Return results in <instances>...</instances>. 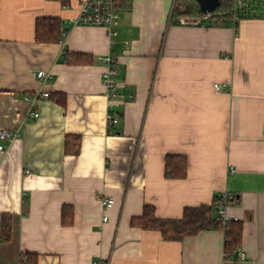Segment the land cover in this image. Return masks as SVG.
Masks as SVG:
<instances>
[{
    "label": "crops",
    "instance_id": "0c3cea01",
    "mask_svg": "<svg viewBox=\"0 0 264 264\" xmlns=\"http://www.w3.org/2000/svg\"><path fill=\"white\" fill-rule=\"evenodd\" d=\"M80 1L0 0V127L20 131L0 139V264H21L23 252L36 264H236L222 228L165 239L131 223L146 204L180 217L225 190L238 197L225 208L242 222L240 264H264V11L247 0L216 23H170L174 0H132L113 33L70 25ZM41 16L59 17L65 38L37 41ZM66 51L88 61L69 63ZM108 53L118 70L112 131ZM38 89L52 96L24 118L25 94ZM68 134L79 153L65 151ZM170 153L186 156L183 177L166 174ZM103 196L115 199L108 210Z\"/></svg>",
    "mask_w": 264,
    "mask_h": 264
},
{
    "label": "trees",
    "instance_id": "16d2710c",
    "mask_svg": "<svg viewBox=\"0 0 264 264\" xmlns=\"http://www.w3.org/2000/svg\"><path fill=\"white\" fill-rule=\"evenodd\" d=\"M132 0H120V7H127ZM234 0H221L219 6L215 9L214 17H220L216 13L224 12L225 17L233 15ZM185 6V9L181 7ZM204 12L201 10L197 0H174V9L171 14L170 23H184L193 24L199 23L203 19ZM223 14V13H222ZM190 19V21L188 20ZM220 19V18H219ZM194 20V21H191ZM216 22H219L217 20ZM118 26V25H117ZM62 22L57 16H41L36 19L35 38L42 42H56L63 38L68 33L69 27L63 30ZM66 61L83 62L88 61L84 59L88 53L73 52L65 53ZM51 97L52 94L50 93ZM64 96H61V101L64 102ZM81 147V139L77 134H68L65 142V151L67 153H79ZM165 171L169 176L183 177L187 171V158L183 154L170 153L166 156ZM220 196L217 195L214 204L202 203L196 206L184 207L183 213L180 217H162L158 216L155 207L151 204H146L141 215L134 216L131 220L132 224L139 225L143 228L158 229L165 239H182L187 235L196 234L203 229L222 228L225 233L224 249L228 257H233L235 252L239 249L242 240V222L236 218H229L227 222H223L220 218L217 209V202ZM236 196L233 202H236ZM64 212V210H63ZM72 221V215L71 219ZM63 222L66 223L63 213ZM7 221L3 222V230L1 232V241L7 240L10 237V229ZM36 252H23L21 257V264H36Z\"/></svg>",
    "mask_w": 264,
    "mask_h": 264
},
{
    "label": "built area",
    "instance_id": "2783aa9c",
    "mask_svg": "<svg viewBox=\"0 0 264 264\" xmlns=\"http://www.w3.org/2000/svg\"><path fill=\"white\" fill-rule=\"evenodd\" d=\"M247 0H234L232 7L233 13L237 11L238 8L244 7ZM120 0H81L78 5L77 15L72 18L69 22L70 25L85 23V24H95L103 25L110 28L113 33H117V25L120 23L121 13H120ZM215 14L214 12H205L203 18H211ZM102 60L105 62V67L102 72V81L107 86L108 101V112H107V126L112 131V127L119 121V114L116 112L115 107L117 102H115V97L117 95V65L115 57L110 53L101 56ZM39 78L45 79L48 77V73L44 69H40L37 72ZM214 86L218 89L227 86L225 82H216ZM49 90L38 89L30 93L25 94V99L29 101L30 105L26 109L25 116H39L40 112L35 108L36 100L40 97L49 96ZM20 134L18 128H2L0 127V139L14 141ZM0 150L7 151L5 144L0 143ZM236 194L233 191L225 190L217 202V209L220 218L225 223L230 217L226 214V205L233 202ZM115 199L111 196H103L102 204L103 209L108 210L114 204ZM108 214L103 215V220L108 219ZM237 262L240 264L241 260L245 257V253L240 249L237 250ZM96 264H99L98 261Z\"/></svg>",
    "mask_w": 264,
    "mask_h": 264
},
{
    "label": "water",
    "instance_id": "95a60500",
    "mask_svg": "<svg viewBox=\"0 0 264 264\" xmlns=\"http://www.w3.org/2000/svg\"><path fill=\"white\" fill-rule=\"evenodd\" d=\"M201 10L205 12H214L215 9L221 3V0H197ZM237 251L235 252V256H237Z\"/></svg>",
    "mask_w": 264,
    "mask_h": 264
},
{
    "label": "rangeland",
    "instance_id": "374dc122",
    "mask_svg": "<svg viewBox=\"0 0 264 264\" xmlns=\"http://www.w3.org/2000/svg\"><path fill=\"white\" fill-rule=\"evenodd\" d=\"M253 9L255 11H257L258 13H261L262 11H264V0H249ZM182 9H185V6L181 7ZM224 14V12H221V14ZM216 17H212L211 19H209L208 21L212 22V23H216ZM190 21V19H188ZM194 21V20H191Z\"/></svg>",
    "mask_w": 264,
    "mask_h": 264
}]
</instances>
